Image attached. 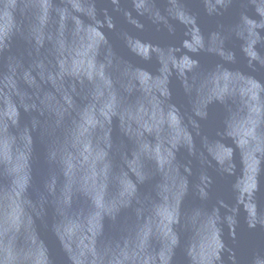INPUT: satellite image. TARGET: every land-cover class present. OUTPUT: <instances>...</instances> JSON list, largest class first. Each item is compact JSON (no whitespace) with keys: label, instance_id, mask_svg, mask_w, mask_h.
<instances>
[{"label":"water","instance_id":"water-1","mask_svg":"<svg viewBox=\"0 0 264 264\" xmlns=\"http://www.w3.org/2000/svg\"><path fill=\"white\" fill-rule=\"evenodd\" d=\"M0 264H264V0H0Z\"/></svg>","mask_w":264,"mask_h":264}]
</instances>
